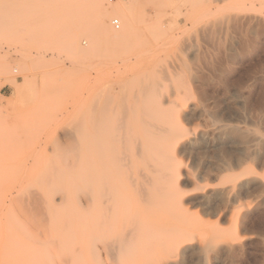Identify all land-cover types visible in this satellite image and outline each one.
I'll use <instances>...</instances> for the list:
<instances>
[{
  "label": "rangeland",
  "instance_id": "1",
  "mask_svg": "<svg viewBox=\"0 0 264 264\" xmlns=\"http://www.w3.org/2000/svg\"><path fill=\"white\" fill-rule=\"evenodd\" d=\"M263 121L264 0H0V264H264Z\"/></svg>",
  "mask_w": 264,
  "mask_h": 264
},
{
  "label": "bare ground",
  "instance_id": "2",
  "mask_svg": "<svg viewBox=\"0 0 264 264\" xmlns=\"http://www.w3.org/2000/svg\"><path fill=\"white\" fill-rule=\"evenodd\" d=\"M127 1V0H126ZM123 3V2H122ZM135 9H136V7H135V5L133 4V2H129V4H127L126 6H125V8H124V10L123 11H125V10H127V11H129V12H133V11H135ZM113 13H115V11H110V10H103V9H100V14L101 15H107V16H111ZM249 22V21H248ZM129 33V28H127V27H123V30H122V32L121 33H119L118 35L119 36H126L127 34ZM155 58V57H154ZM157 58V57H156ZM153 59V58H152ZM146 75H147V73H146ZM145 75V76H146ZM175 75V74H174ZM177 75V74H176ZM175 75V76H176ZM113 77V76H112ZM167 77V76H166ZM165 78V77H164ZM163 78V79H164ZM166 79H169L168 77L166 78ZM156 81V80H155ZM169 81H170V79H169ZM143 83V82H142ZM150 83V82H149ZM157 84H159V83H157ZM151 85V84H150ZM160 85V84H159ZM146 86H147V84H146ZM163 87V86H162ZM142 88V87H141ZM145 88V87H144ZM142 90V89H141ZM157 90H158V88H157ZM150 91V90H149ZM146 93L148 94V92L146 91ZM126 94H127V92H126ZM125 94V96H127ZM145 93H144V91H143V95H144ZM156 95V94H155ZM176 95V94H175ZM136 96V95H135ZM134 96V99L136 98ZM145 96V95H144ZM124 97V96H123ZM127 98V97H126ZM147 98V97H146ZM227 98V97H226ZM122 99V98H121ZM139 101V100H138ZM158 101V100H157ZM124 103H125V100L123 101ZM152 103V102H151ZM187 104H188V102H187ZM123 105V104H122ZM122 105H120L121 107H122ZM133 106V105H132ZM181 106V105H180ZM137 107V106H136ZM126 109V111H125V113L123 112L124 111V109ZM123 110H122V116L124 117L125 116V114H127L126 112H127V107L125 108V105H123ZM184 109V108H183ZM196 109V108H195ZM132 110H133V108H132ZM225 110V109H224ZM223 110V111H224ZM115 110H113L112 112H114ZM143 111V110H142ZM207 112H210V111H208L207 110ZM115 113V112H114ZM143 113H145V112H143ZM193 113V112H192ZM211 113H213V112H211ZM124 114V115H123ZM129 114V113H128ZM210 114V113H209ZM209 114L207 115V116H209ZM108 115V114H107ZM114 115V114H113ZM211 115L212 114H210V117H211ZM229 115V114H228ZM122 117V120L117 124V127H116V131L117 132H119V136H118V141L120 142V143H122V147L124 148V147H126L129 143H132V142H134V141H137V136H135V135H131L130 133H129V125L131 124L130 123V121H129V119H127V116L125 117V118H123ZM143 117V116H142ZM231 117V116H230ZM143 119V118H142ZM211 119V118H210ZM213 119H214V117H213ZM212 120V119H211ZM215 120V119H214ZM234 120V119H233ZM244 120V119H243ZM260 120H262L261 118H260ZM143 121H144V119H143ZM181 122V121H180ZM216 122V121H215ZM251 122V121H250ZM259 122V121H258ZM264 122V121H263ZM97 123H100L99 121L97 122ZM223 123V122H222ZM241 123V122H240ZM243 123V122H242ZM215 124V123H214ZM249 124V123H248ZM252 124H254V123H252ZM213 125V124H212ZM244 125V124H243ZM98 126V124H96V127ZM254 126H255V124H254ZM238 127H240V126H238ZM245 127V126H244ZM247 127V126H246ZM131 128V127H130ZM220 128V127H219ZM222 130L223 131H225V129H230V131H228V133H227V131H225L224 133L225 134H235V135H239V134H237V130H234V127H232V128H230V126H227V124H225V125H223L222 127ZM216 129H218V128H216ZM97 130V129H96ZM161 130V129H160ZM221 130V131H222ZM241 130H242V128H241ZM248 130V129H247ZM148 131V130H147ZM146 131V132H147ZM155 131V130H154ZM219 131V130H218ZM220 132V131H219ZM241 132V131H240ZM243 132V131H242ZM97 133H98V130H97ZM103 133H105V132H103ZM145 135V134H144ZM153 135V134H152ZM157 135V134H156ZM229 136V135H228ZM115 138V137H114ZM147 138V137H146ZM145 138V139H146ZM154 138V137H153ZM116 140H117V138H116ZM139 140H141V139H139ZM256 141V140H255ZM197 142L196 141H193L192 143H191V145L190 146H193L194 144H196ZM97 145L99 144L98 143V141H97V143H96ZM138 145H140V142H139V144ZM145 145V144H144ZM147 145V144H146ZM232 145V144H231ZM220 146V145H219ZM229 146V145H228ZM113 147V145L111 144V145H109V148H112ZM138 147V146H137ZM150 148V147H149ZM208 148V147H207ZM140 149H142V148H140L139 147V151L137 150V155L138 154H140L141 152V150ZM173 149V148H172ZM189 149V148H188ZM206 149V148H205ZM262 149V148H261ZM143 150V149H142ZM246 150V149H245ZM244 150V151H245ZM117 151V150H116ZM128 151V150H127ZM242 152H243V150H241ZM99 152H100V150H99ZM138 152H140V153H138ZM144 154H146V153H144ZM240 154V153H239ZM252 155H254V153L252 154ZM264 155V154H263ZM140 157H141V154L139 155ZM127 157H128V153L126 152V150L124 149V151L123 152H121V153H119L118 155H113V156H109L108 157V159L107 160H105V162H104V170H103V175H108V173H109V170L111 169L112 170V168H115V167H120V166H122L123 165V163L124 162H126L127 161ZM146 157V156H145ZM135 158V157H134ZM142 159V158H141ZM129 160V159H128ZM237 161V160H236ZM133 161H131V163H132ZM262 163V162H261ZM129 164V163H128ZM226 165H227V169H229V170H233L234 168H235V164L232 162V161H230L229 160V162L228 163H225ZM125 165H126V163H125ZM125 165H124V167H125ZM127 166V165H126ZM131 166V165H130ZM213 166V165H212ZM133 167V166H132ZM240 167V166H239ZM137 169V168H136ZM150 169V168H149ZM254 169V168H253ZM252 170V169H251ZM138 171V170H137ZM96 172L98 173V175H100V168L99 169H96ZM139 173V172H138ZM148 173V172H147ZM142 174V173H141ZM145 174L146 173H144V179H146L145 178ZM207 174V173H206ZM251 174H254V173H251ZM250 174V175H251ZM164 175L166 176L167 174H166V172L164 173ZM243 175V174H242ZM130 176H132V175H130ZM142 177H143V175H141ZM248 177V176H247ZM150 178V177H149ZM92 179V178H91ZM148 179V178H147ZM151 179V178H150ZM164 179H165V177H164ZM106 180V179H105ZM135 180V179H134ZM132 178L130 179V181H133L132 183H134L135 181H134ZM214 180V179H213ZM216 180V179H215ZM144 181V180H143ZM147 181V180H146ZM172 181V180H171ZM148 182H149V179H148ZM151 183V182H150ZM213 183V182H212ZM218 183V182H217ZM140 184H142V183H140ZM146 184V183H145ZM152 185V184H151ZM150 186V185H149ZM153 186V185H152ZM135 187V186H134ZM142 187V186H141ZM160 187V186H159ZM159 187H158V189H159ZM217 187V186H216ZM52 188V187H51ZM108 187H106V189H107ZM151 188V187H150ZM162 188V187H161ZM164 188V187H163ZM145 189V190H144ZM143 189V187H142V189L141 190H143V192H142V194L144 193L145 194V192H147V194H148V191H147V189L146 188H144ZM158 189H156V190H158ZM220 189V188H219ZM53 190V189H52ZM87 190V189H86ZM91 190V189H90ZM89 190V191H90ZM163 190V189H162ZM49 191V190H48ZM100 191V190H99ZM137 191V190H136ZM145 191V192H144ZM159 191H160V189H159ZM229 191V190H228ZM108 193V190H106V194ZM139 193V192H138ZM179 193H180V191H179V188L177 187V188H173L172 190H171V192H170V194H168L170 197H172V198H175L176 199V197L179 195ZM89 194V193H88ZM102 194V193H101ZM106 194H104V195H102V196H106ZM139 194H141V193H139ZM138 194V195H139ZM210 194V193H209ZM93 195V194H92ZM108 195V194H107ZM110 195V194H109ZM165 195H167V194H165ZM230 195V194H229ZM53 196V195H52ZM144 196V195H143ZM150 196V195H149ZM231 196V195H230ZM140 197H141V195H140ZM144 197H146L147 198V195H145ZM143 197V198H144ZM145 199V198H144ZM148 200H149V197L147 198ZM147 199H145L144 201L145 202H148V200ZM151 199V198H150ZM202 199V198H201ZM143 200V199H142ZM127 201V200H126ZM143 201V202H144ZM150 201V200H149ZM95 202H96V200H95ZM151 202V201H150ZM154 202V201H153ZM203 202V201H202ZM68 203V202H67ZM114 203V202H113ZM219 203V202H218ZM125 204V203H124ZM147 204V203H146ZM149 204V203H148ZM217 204V203H216ZM112 205V204H111ZM111 205H109L108 207H112ZM126 205V207L127 206H130L129 205V203L128 204H125ZM225 206H226V204H225ZM247 206V205H246ZM155 207H156V205H155ZM107 208V207H106ZM168 208V207H167ZM110 209V208H109ZM164 209V208H163ZM112 210V209H111ZM126 211L124 212V213H126L127 212V210H129L128 209V207L125 209ZM77 211V210H76ZM165 212H167V210H164ZM110 213H112L111 211H109ZM176 213V212H175ZM168 214V213H167ZM173 214H174V212H173ZM179 215H181V214H179ZM125 216H126V214H124V222L123 223H125V219H127V218H125ZM133 216V215H132ZM136 216V215H135ZM173 216V215H172ZM176 217L178 216V215H175ZM104 217V216H103ZM107 217V216H106ZM134 219H135V217H133ZM175 218V217H174ZM178 218V217H177ZM179 218H180V216H179ZM109 219H110V217H109ZM131 219V218H130ZM180 219H182V218H180ZM137 220H138V217H137ZM172 220V219H171ZM104 221V220H103ZM134 222V221H133ZM135 223H136V221H135ZM137 223H139V221L137 222ZM137 223H136V225H134L135 227H137ZM102 224V223H101ZM77 225V224H76ZM75 225V226H76ZM102 225H104V223L102 224ZM132 225V226H133ZM175 225H177V224H175ZM175 225H173V226H175ZM98 226V225H97ZM172 226V225H171ZM178 226V225H177ZM66 227H67V225H66ZM134 227V228H135ZM180 227V226H179ZM184 227V226H183ZM131 228V227H130ZM129 228V229H130ZM133 228V229H134ZM186 228V227H185ZM111 229V228H110ZM128 230L129 231V233H130V231H133L134 233H135V230ZM186 229H188V228H186ZM61 230V229H60ZM83 230V229H82ZM138 230H139V228H137V232H138ZM189 230V229H188ZM192 231V230H191ZM195 231V230H194ZM198 231V230H197ZM218 232V231H217ZM132 233V232H131ZM130 233V234H131ZM210 233V232H209ZM82 234V233H81ZM122 234V233H121ZM129 234V235H130ZM149 234V233H148ZM128 234L126 233V236H127ZM129 235H128V237H129ZM132 235V234H131ZM138 235V234H137ZM137 235H136V237H137ZM212 235V234H211ZM168 236V235H167ZM187 233L186 232H184V231H182V230H180V231H178V232H175V233H173L170 237H168V238H164L160 243H159V246L161 247V249H162V251H161V255H163V257H168L170 254H172L175 250H177V249H180L182 246H184V244H185V242H186V240H187ZM127 237V238H128ZM132 238L134 237V234L131 236ZM98 238H99V236H98ZM97 238V239H98ZM125 239V240H123V241H127V240H129V239ZM101 239V238H100ZM102 239H104L103 237H102ZM106 239V238H105ZM104 239V240H105ZM114 239V238H113ZM113 239H111L112 241H113ZM142 239V238H141ZM154 239V238H153ZM64 240V239H63ZM132 240V239H131ZM130 240V241H131ZM143 240V239H142ZM141 240V241H142ZM112 241L110 242V243H112ZM116 241H118V240H116ZM135 241V240H134ZM137 241V240H136ZM145 241V240H144ZM199 241V240H198ZM113 243H114V241H113ZM112 243V244H113ZM116 243H118V242H116ZM121 243V242H120ZM138 243H140V240H139V242ZM157 242L155 241V244H156ZM82 244H83V242H82ZM119 244V243H118ZM109 246H110V244H108ZM115 245V244H114ZM126 245V244H125ZM130 245V244H129ZM158 246V247H159ZM111 247V246H110ZM108 248V249H110L111 250V254L113 253V256H114V248L112 247V249L111 248ZM123 247H124V245H123ZM117 247L115 246V249H116ZM128 248V247H127ZM122 249V248H121ZM125 249V248H124ZM124 249H122V252H123V250ZM159 249V248H158ZM113 251V252H112ZM119 251V254H121L120 253V250H118ZM133 252V251H132ZM68 253V252H67ZM116 253H117V250H116ZM125 253V252H124ZM128 253V252H127ZM112 256V257H113ZM69 257V256H68ZM176 257V256H175ZM114 259L115 258H117L118 259V257L115 255L114 257H113ZM177 258V257H176ZM110 259V258H109ZM133 260V259H132ZM144 260V259H143ZM115 261V260H114ZM118 264V263H117ZM167 264H175V263H172V262H168Z\"/></svg>",
  "mask_w": 264,
  "mask_h": 264
},
{
  "label": "built area",
  "instance_id": "3",
  "mask_svg": "<svg viewBox=\"0 0 264 264\" xmlns=\"http://www.w3.org/2000/svg\"><path fill=\"white\" fill-rule=\"evenodd\" d=\"M110 1L111 2H126V0H110ZM112 26L116 30H120V28H121V24H120L119 20H117V19L112 21Z\"/></svg>",
  "mask_w": 264,
  "mask_h": 264
}]
</instances>
